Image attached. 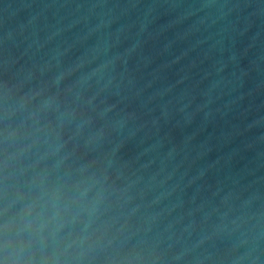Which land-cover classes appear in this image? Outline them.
I'll use <instances>...</instances> for the list:
<instances>
[{
    "label": "water",
    "instance_id": "1",
    "mask_svg": "<svg viewBox=\"0 0 264 264\" xmlns=\"http://www.w3.org/2000/svg\"><path fill=\"white\" fill-rule=\"evenodd\" d=\"M33 201L84 264H264V0H0V225Z\"/></svg>",
    "mask_w": 264,
    "mask_h": 264
},
{
    "label": "clouds",
    "instance_id": "2",
    "mask_svg": "<svg viewBox=\"0 0 264 264\" xmlns=\"http://www.w3.org/2000/svg\"><path fill=\"white\" fill-rule=\"evenodd\" d=\"M35 207V201L25 204L18 216L0 225V249L5 256L0 264H84L92 251L89 242L94 232L82 235L83 230L70 231L67 236L73 238L69 243H64L66 237L48 241L85 209L73 208L71 203L51 212H37Z\"/></svg>",
    "mask_w": 264,
    "mask_h": 264
}]
</instances>
